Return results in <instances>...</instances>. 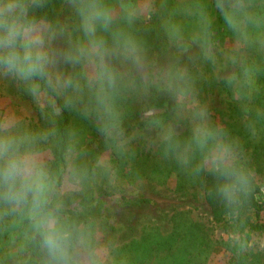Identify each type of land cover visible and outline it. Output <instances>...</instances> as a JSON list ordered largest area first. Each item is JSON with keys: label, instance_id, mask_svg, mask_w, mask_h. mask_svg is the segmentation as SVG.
<instances>
[{"label": "clouds", "instance_id": "obj_1", "mask_svg": "<svg viewBox=\"0 0 264 264\" xmlns=\"http://www.w3.org/2000/svg\"><path fill=\"white\" fill-rule=\"evenodd\" d=\"M253 54L264 0H0V264H114L95 190L118 193L140 150L242 206L257 170L203 87L223 83L256 138Z\"/></svg>", "mask_w": 264, "mask_h": 264}, {"label": "rangeland", "instance_id": "obj_2", "mask_svg": "<svg viewBox=\"0 0 264 264\" xmlns=\"http://www.w3.org/2000/svg\"><path fill=\"white\" fill-rule=\"evenodd\" d=\"M217 27L221 42H226L228 38L224 34L222 24L218 23ZM250 59L264 62V56L258 54H253ZM235 70L237 69L231 67L227 69ZM223 87V84L213 80L204 85L203 92L210 101L215 116L227 124V121L238 117L237 114H233V118L230 115L232 111H238L239 107L236 108L237 103L233 102L232 93ZM10 91L15 94L14 89ZM224 111L226 116L222 117ZM82 126L87 129L89 135L96 137L95 130L86 122ZM262 130L256 139L264 137ZM177 172L173 165L158 160L151 152L140 150L131 169L122 171L121 180L126 183L119 185L118 193L115 189H108L103 185L97 187L93 213L103 218L107 227V238L115 245L114 264L127 263L123 258L129 253L128 245L141 240L146 231L155 232L157 229L163 235H170L173 231L172 216L179 211L186 212L190 218L202 223L213 240L236 241L242 238L243 234L233 232L215 222L201 181L184 174L178 176ZM259 184L264 194V177ZM145 199L147 200L138 202ZM258 220L264 223V210ZM246 249L253 255H260L257 264H264V233L251 232ZM229 259L228 251L216 250L205 264H230ZM10 264L16 262L10 261Z\"/></svg>", "mask_w": 264, "mask_h": 264}, {"label": "trees", "instance_id": "obj_3", "mask_svg": "<svg viewBox=\"0 0 264 264\" xmlns=\"http://www.w3.org/2000/svg\"><path fill=\"white\" fill-rule=\"evenodd\" d=\"M256 61L264 65L262 60ZM259 85L260 91L255 94L251 102L252 106H264V72L259 76ZM223 89L231 93L225 85ZM237 107H239L238 111H232L230 117L233 118V114H237L238 117L226 123L233 126L230 128L242 138L257 170L258 181L254 192L242 206L230 210L209 194V181H200L206 192V199L212 209L215 222L226 229L243 234L242 238L236 241L213 240L202 223L190 218L186 212L179 211L172 216L173 231L170 235H163L157 229L155 232L146 231L141 240L128 245L129 253L123 258L127 261L125 264H205L209 256L216 250L228 251L230 264H257L260 255H253L246 247L251 232L261 231L264 233V223L258 220L264 210V194L259 184L264 177V137L256 139L248 136L242 123L241 105L237 103ZM225 116L224 111L222 117ZM66 119H71V117L66 116ZM173 168L175 167L173 166ZM180 174L182 173L177 172L178 176ZM146 200H139L138 202ZM4 239L7 240V237Z\"/></svg>", "mask_w": 264, "mask_h": 264}]
</instances>
